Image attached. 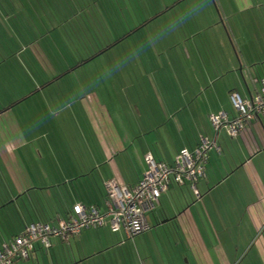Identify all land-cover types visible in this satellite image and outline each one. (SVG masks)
<instances>
[{
    "label": "crops",
    "instance_id": "0c3cea01",
    "mask_svg": "<svg viewBox=\"0 0 264 264\" xmlns=\"http://www.w3.org/2000/svg\"><path fill=\"white\" fill-rule=\"evenodd\" d=\"M16 1L0 0V165L7 173L2 182L9 189V202L22 203V217L14 221L4 215L0 247L29 224L67 217L77 205L106 212L109 182L136 186L148 170V155L172 165L182 151H193L202 138H209L219 150L209 155L206 177L197 183L199 196L189 183H172L156 210L148 214L147 233L130 238L124 230L113 231L109 224L99 229L133 239L129 245L132 264H264V116L236 138L225 130L217 134L209 120L221 112L233 118L231 95L250 99L260 89L256 81L264 79V34L248 36V22L241 19L238 26L231 17L253 10V0L226 5L229 13L225 15L233 25L230 21L225 39L217 37L223 49L212 52L211 58L207 59L201 47L198 54H192L185 46L180 57L189 61L190 68L183 71H194L191 85L148 88L152 103L133 107L137 116L142 115L139 105H143L147 118L128 121L132 133L126 135L120 132L123 116L109 107L117 103L114 93L108 94L112 88L101 85L100 69L76 75L77 79L71 76L68 85H53L47 91L45 87L70 73L78 74V68L107 52L120 54V44L128 40L139 52L136 41L145 39L134 35L160 15L140 20L139 0ZM152 42L147 44L146 57L154 56ZM248 46L255 52L251 54ZM192 59L195 65L190 64ZM27 79L32 81L29 92ZM13 85H22L25 92L18 102L10 103ZM34 95H40L39 100L31 109L25 108ZM46 111L63 119L56 122L53 133L71 130L75 135L69 138L74 143L78 137L85 143L78 151L70 149L71 158L60 160L51 153L55 161L49 168L65 180L54 178L49 185L29 174L23 162V155L31 158L36 154L27 150V138L40 132L45 120L39 116H46ZM79 120L84 124L76 126ZM28 121L35 128L33 134L27 133ZM35 170H39L37 166ZM5 203H0V210L6 208ZM92 244L85 231L68 240L52 238L51 248L36 244L29 259L15 264H56V253L62 264L90 263L98 255L91 254ZM123 244L119 241L116 249ZM69 248L74 250L72 258L66 255Z\"/></svg>",
    "mask_w": 264,
    "mask_h": 264
},
{
    "label": "rangeland",
    "instance_id": "374dc122",
    "mask_svg": "<svg viewBox=\"0 0 264 264\" xmlns=\"http://www.w3.org/2000/svg\"><path fill=\"white\" fill-rule=\"evenodd\" d=\"M236 2H239V0H139L138 11L140 20L160 15L154 23L142 28L141 31L134 35L135 37L141 35L145 39L144 42L136 41L139 52L134 49L131 40H128L120 44V54L107 52L105 56H101L93 62L78 68L76 71L78 74L70 73L54 84L47 85L45 89L47 91L53 85H68L71 76H75L77 79L76 75H81L83 72H88L89 70L100 69L101 85H107L109 88H112L108 89V94L110 92L112 94L113 92L115 102L117 103V105L113 104L109 107L111 110L117 109L125 120V124L120 125V132L125 135L128 132L132 133L131 125H129L128 121L136 123L137 117L142 118L144 116V118H147L143 105L147 104V101L152 103L148 88H153L154 85H191L190 76L194 77L192 75L194 71L191 73H188L186 70L183 71L184 68H190L189 61L180 57L185 46L189 47L192 54L195 51L198 54V50L201 47L200 50L204 52L207 59L211 58L212 52L223 49L222 44L220 42L219 44L216 39L217 37L220 38V36H223L225 39V33L229 35L227 28L230 26V21L232 22L233 20L238 22V26L241 19H245L248 22V27L245 28L248 36L253 37L256 34H264V0H253L255 4L253 10L244 13H234L231 16L233 20L230 19L229 21L225 15L229 11L225 10V7ZM179 21H182V23L180 24ZM192 35L196 36V40L190 38ZM152 40L155 45V49L153 50L154 56L146 57V53H148V49H146L147 44L153 45ZM142 45H144L145 51L141 48ZM254 50V47H249L248 49L251 54L255 52ZM190 64L195 65L194 59L190 60ZM42 80L40 79V81ZM186 80L188 81L187 84L185 83ZM31 84L32 81L29 82L27 79L28 92L31 89ZM35 84L38 85V82L35 81ZM115 87L118 90L114 89ZM23 92L25 91L22 90V85H13L8 102H18ZM35 95L27 102L28 105L25 108L31 109L32 104H35L39 100L38 97L40 95L38 97ZM107 97L111 98L110 95ZM109 102H111L110 99ZM24 103L21 102L23 106ZM137 103L143 104L139 105L143 113L136 116L133 107ZM2 107L0 106V108ZM44 109L47 110L46 107ZM117 111L116 114L118 113ZM49 113V111H46V116H39V118L42 117L45 121L41 122L43 127L40 128V132L35 131L37 136L27 138V150L36 152V154L31 155V158L26 154L23 155V162L27 165L29 174L31 173L39 181L43 180L48 185L54 178L60 179V175L49 168L52 165L51 162L55 161L51 153L53 152L60 160H63L68 156L71 158V148H75L78 151L81 146L84 147L85 145L83 137L75 139V143L69 138V136L75 135L71 130L68 131L70 135L67 131L61 130L58 133H53V128H56V122L62 123L63 119H57V117L51 116ZM80 121L76 122L75 125L78 126L79 123L84 124ZM26 129L29 130V132L27 131L28 134H33L32 129L35 128L31 121H28ZM39 134H42L43 137H39ZM89 138L91 139L90 136ZM21 151L25 153L26 150ZM40 151L42 153H39ZM15 155L17 157L19 152ZM75 156L79 157L76 153ZM17 161L19 162V160ZM35 166L39 170L36 171ZM40 172L42 177L39 176ZM53 174H55L54 177ZM6 176V171L0 165V203L6 202V208L0 210V223H3L5 214L12 216L14 221H17L20 216L22 217V212L19 208V205H22V203L16 202L15 205V203L11 204L9 202V189L6 186L7 184L2 182ZM12 195L13 193H11ZM14 196L17 198L19 195L15 194ZM46 204H49V202H46ZM2 205L4 206V204ZM4 228H6L5 225ZM86 233L89 234V239L93 243L91 254L98 253L92 262L86 264H132L134 256L129 245L133 243V239H124L120 233L113 234L109 229L105 230V228L91 229L85 231ZM119 241L124 242L123 245L125 246L116 249L118 246L115 245H118ZM73 251L70 248L67 249L66 255L72 258ZM55 256L54 260L56 264H62L60 255L56 253ZM142 258L144 259L145 257L142 255Z\"/></svg>",
    "mask_w": 264,
    "mask_h": 264
},
{
    "label": "built area",
    "instance_id": "2783aa9c",
    "mask_svg": "<svg viewBox=\"0 0 264 264\" xmlns=\"http://www.w3.org/2000/svg\"><path fill=\"white\" fill-rule=\"evenodd\" d=\"M260 89L252 98L244 99L238 93L231 95L236 116L221 112L210 116V125L217 134L225 130L229 137L236 138L247 130L249 125L264 116V79H258ZM219 147L214 139L202 138L193 150H184L174 164L156 161L148 155V170L143 179L133 187L120 185L116 181L108 183V209L101 212L96 206L77 205L66 218L54 222H36L25 231L0 247V264H15L17 260L29 259L36 244L49 249L52 238L68 240L83 231L103 228L110 225L112 230H124L130 238L145 234L150 230L148 214L160 204L163 193L169 185L190 184L199 196L197 183L206 177L209 155Z\"/></svg>",
    "mask_w": 264,
    "mask_h": 264
},
{
    "label": "trees",
    "instance_id": "16d2710c",
    "mask_svg": "<svg viewBox=\"0 0 264 264\" xmlns=\"http://www.w3.org/2000/svg\"><path fill=\"white\" fill-rule=\"evenodd\" d=\"M234 108V107H233ZM235 111V110H234ZM236 113V112H235ZM235 116H236V114H235ZM234 116V117H235ZM73 210V209H72ZM72 210L69 212V213H71L72 212ZM61 218H66V217H61ZM58 218H55V219H52V220H38V221H35V222H33V223H36V222H45V223H51V222H54L55 220H57ZM33 223H31V224H33ZM30 225V224H29ZM28 225V226H29ZM22 233H20V234H15V235H13L12 237H10V239L9 240H11L12 238H14V237H17V236H19V235H21Z\"/></svg>",
    "mask_w": 264,
    "mask_h": 264
}]
</instances>
